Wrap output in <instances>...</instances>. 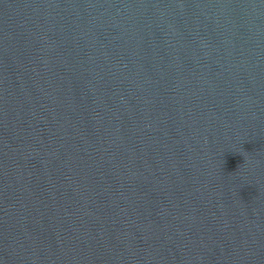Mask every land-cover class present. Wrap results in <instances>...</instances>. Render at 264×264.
<instances>
[{
	"label": "water",
	"instance_id": "water-1",
	"mask_svg": "<svg viewBox=\"0 0 264 264\" xmlns=\"http://www.w3.org/2000/svg\"><path fill=\"white\" fill-rule=\"evenodd\" d=\"M0 264H264V0H0Z\"/></svg>",
	"mask_w": 264,
	"mask_h": 264
}]
</instances>
